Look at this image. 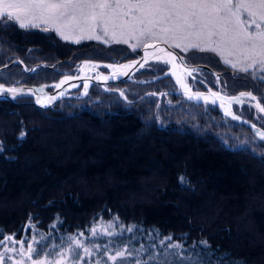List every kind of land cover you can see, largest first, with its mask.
I'll list each match as a JSON object with an SVG mask.
<instances>
[{"label":"trees","instance_id":"trees-1","mask_svg":"<svg viewBox=\"0 0 264 264\" xmlns=\"http://www.w3.org/2000/svg\"><path fill=\"white\" fill-rule=\"evenodd\" d=\"M0 42L21 54L45 51L44 60L50 51L69 50L50 32L15 22L0 23ZM65 56L56 57L61 62ZM166 68L152 62L133 78H151L149 72ZM11 69L0 72V82L12 84L16 77L29 82L37 75ZM55 75L49 71L51 79ZM250 81L264 90L256 79ZM116 86L141 94L157 91L161 83ZM95 102L107 106L64 112L57 105L40 110L0 100V239L19 240L25 233L27 242L38 235L35 247L42 254L70 234H87L100 220H117L134 226L124 232V244L148 264H264V155L231 148L219 134L213 136L220 144L211 132L180 129L171 114L159 126L146 118L143 104L122 102L110 92ZM254 142L264 148V142ZM169 243L182 247L170 249Z\"/></svg>","mask_w":264,"mask_h":264},{"label":"snow or ice","instance_id":"snow-or-ice-1","mask_svg":"<svg viewBox=\"0 0 264 264\" xmlns=\"http://www.w3.org/2000/svg\"><path fill=\"white\" fill-rule=\"evenodd\" d=\"M7 22H15L24 29L42 28L45 31H55L62 39L75 43L95 39L104 44H128L133 50L143 47L145 63L147 59H153L171 64L175 68L177 59L183 61V57H178L168 50L175 48L181 49L184 53L190 50L214 52L233 69L245 73L253 70V78H256L257 70L264 73V0H0V23ZM149 40L156 43H147ZM161 43L166 47H160ZM150 48L153 49L152 52L148 51ZM87 63L86 61L85 64ZM137 63L139 62L132 61L131 64L107 65V67L116 68L120 70V74L126 75L123 70ZM97 66L92 65V67ZM144 66L145 64H140V67ZM198 70V68L192 69V71ZM172 74L176 75L175 72ZM108 78L97 77L104 80ZM71 79L72 77L66 76L55 87L60 88ZM261 79L264 80V76ZM177 83H180L188 94L187 86L180 77H177ZM87 88L88 84L85 82V94ZM19 91L21 90L0 85V93H11L15 97ZM200 96L203 94H188L189 99ZM212 96H216V93H212ZM245 96L256 100L255 107L260 112H264V106L256 96L251 92L240 93V97ZM54 99L55 96L49 97L48 102ZM233 99L238 98L233 97ZM37 103L42 101L38 99ZM225 111L227 115H233L230 110ZM233 118L240 119L239 116L234 115ZM24 135L25 133H20L21 137ZM257 135L264 139V132H258ZM2 150L3 143L0 142V151ZM112 227V222H109L108 227H101L98 232L97 227L94 226L90 229V234L116 235L117 233L109 230ZM125 230L132 232L134 226L126 227ZM83 235V233L79 234V236ZM79 236H69L70 243L66 248L60 247L55 252V259H50L49 253L41 257L42 249L34 246L40 243L35 236L32 242L27 243L26 249L25 241H16L14 236H6L4 241L18 243L20 248H9L4 241H0V246L4 247V252H0V264H4L5 258L12 261V264H24L25 258L31 261V264H69L70 260L72 264H76V261L84 264L86 258L92 257L94 252H100L101 245L85 246ZM44 239L46 237H41V241ZM171 239L170 236L165 237L160 244L165 245V240L171 241ZM56 247L52 245L53 249ZM103 247L107 261L111 264H127L129 258L133 257L135 258L131 264H148L139 259V253L129 249L127 245L111 250L108 245ZM166 247L177 249L182 245L169 243ZM78 250H82L83 255H80ZM144 250V246L141 245L140 251ZM11 252H19L21 259L14 260L8 255ZM149 259L156 260V257L151 256ZM107 261L103 264H107ZM95 264H102V261L97 259Z\"/></svg>","mask_w":264,"mask_h":264},{"label":"rangeland","instance_id":"rangeland-1","mask_svg":"<svg viewBox=\"0 0 264 264\" xmlns=\"http://www.w3.org/2000/svg\"><path fill=\"white\" fill-rule=\"evenodd\" d=\"M38 31L51 33L52 36L56 39L57 43H64L67 44L69 50L67 53H57L50 51L51 57L45 58L44 60L43 55H41L45 51H41V54L35 53H27L26 51L24 53H20V50L17 49L14 45H11L10 43H4L0 42V61L6 59L7 62L13 61V68L11 69L17 72H23V70H26L29 74H38L41 72L43 68L41 67H31L28 63H25L26 65L21 66L19 65L20 60H22V57L30 58V62L35 61L36 63H43L48 65H58L63 66L68 69H72L74 67L79 68L78 75L79 76H93L99 72H106V69L109 68L107 65H123V64H130L132 61H135L139 57V50L142 47H138L135 50H133L128 44L124 43H110V44H104L102 41L98 40H82L80 43H75L71 40H64L62 39L55 31H45L42 28H35ZM156 42V41H147V43ZM177 52L183 57V61L188 65H194V69L198 68V71H194V74L187 75L182 68L180 67L178 62L176 63V67L173 68L170 67L169 64L164 63V65H167V68L164 70H161L162 72H157L152 74V72H149L148 76H137L135 79L133 78V81L131 83L138 84L141 86H144L145 84H149V82L161 83V87L157 91L152 89H146L144 93L149 95V101L152 103L151 106L144 105L145 109V116L147 119L152 120L154 118L156 120V123L160 126V124H163L164 120L171 114V117L173 119H179L181 123L179 125L181 128L187 127V129H190L194 131L197 134L204 135L205 133H212L218 135L220 141L226 144H229L231 148H237L241 152L246 153L248 155H264V148L259 150V148L256 147L254 139L258 140L254 137V133L245 126H231V127H221L220 123L218 121H211L207 119V116L204 113V108L207 103H209L211 100L214 99V97H210L207 99H202L201 97L196 98L193 97L192 99H189L188 101H191L194 105H190L189 103H184V101H180L175 96L176 93L186 95L188 97V94H194L202 92L204 89L200 82L203 83V85H207L211 89V94L216 93L218 94V98L222 97H228L232 94H234L239 88V86H243V90L251 91L252 93H257L260 96L264 97V90L257 91V86L250 81L253 78V70H250L249 72L245 73L242 71H239L237 69H233L230 65L225 64L223 58L219 56L218 54L214 52H199L197 50H190L187 53H184L181 51V49H175ZM53 55V56H52ZM55 55V56H54ZM66 55L63 61L59 62V59L56 56H63ZM88 62L85 64V62ZM156 62V61H153ZM152 63V62H151ZM98 65L97 67H92V65ZM150 64V63H148ZM147 64V65H148ZM83 66V68H81ZM110 69V68H109ZM114 69V68H112ZM206 73H205V72ZM175 72L176 75H173L172 73ZM24 73V72H23ZM188 73V72H187ZM154 75V76H152ZM197 76L196 78H193ZM264 76V73L259 72L258 70L255 72V77L257 81L261 83V85L264 87V80L261 79V77ZM177 77H180L182 82L187 86V93L186 89L181 87L180 83H177ZM219 77V79H217ZM194 79V80H193ZM195 85H198L200 89L195 90L193 86V82ZM10 81V80H9ZM161 81V82H160ZM5 84V83H4ZM119 84V83H117ZM111 84L109 86L113 87L117 85ZM9 85V84H6ZM141 86H137V88H140ZM153 87L156 85H152ZM82 88V85H81ZM108 88V87H107ZM104 91V90H103ZM103 91L96 85H91L89 87V90L86 96L81 97H75L72 100L74 101H66L65 99H59L55 101L51 106L57 105L56 109H62L64 112H70L72 110H76L77 108H81L82 106L86 107H93L94 104H97L94 108H105L107 104L105 103H96V100H99L100 93H103ZM196 91V92H195ZM106 92V91H105ZM158 94V95H156ZM161 94H167V95H161ZM105 94H102V98L105 97ZM117 96V95H114ZM204 96V95H203ZM205 97V96H204ZM98 98V99H97ZM119 100L122 102H127L128 100L124 97L117 96ZM184 98V97H182ZM32 98H28L29 101L24 102L28 103L30 102ZM221 99V98H220ZM221 99V100H222ZM107 101L110 102V100L107 99ZM95 102V103H93ZM158 105L160 107V112L154 111V106ZM50 106V107H51ZM49 107V108H50ZM165 111V112H163ZM8 123V122H7ZM5 126V125H4ZM214 137V136H213ZM215 138V137H214ZM215 140L220 144V142L215 138ZM261 141V140H260ZM264 142V140L262 141ZM222 145V144H221ZM223 146V145H222ZM225 147V146H224ZM261 163L264 165V158L260 160ZM109 222H112L113 227L110 228V231H113L117 233L113 236H106V235H97L92 236L90 234V229L94 226L97 227L98 232L100 231L101 227H108ZM87 234H84L83 236H79L81 232H78L74 235L69 236H79V239H81L85 246H92L93 244H100L101 249L100 252H94L92 257L86 258L84 261V264H95V261L97 259H100L102 261V264L104 261H107V254L104 253V245L109 246V250L115 249L117 247H123L124 245V238L122 236L125 234L124 232H127L125 229L126 227L121 226V224L117 220H109V221H99L97 224L93 225ZM68 236V238H69ZM32 238L27 242H25V249L27 247V243L32 242ZM36 240H39V236L35 235ZM15 240H18L17 237H15ZM70 243L69 239L67 241H64L62 244L58 245L55 249L49 247L44 253L41 254V257L45 253H49L50 259H55V252L60 249V247H67ZM4 244L9 248H16L19 249L20 245L13 244V242L5 241ZM35 246V245H34ZM129 249L132 250V248L128 245ZM80 251V255H83L82 250ZM0 252H4V247L0 246ZM8 255L12 256L14 260H20L21 257L19 255V252H11L8 253ZM34 259L37 257H33ZM132 259L129 258V261L127 264H131ZM4 264H12V261L5 258ZM24 264H31V261L24 259ZM69 264H72V261H69ZM76 264H80L79 261H76ZM107 264H111L110 261H107ZM173 264H178V261L173 262ZM184 264V263H183Z\"/></svg>","mask_w":264,"mask_h":264},{"label":"bare ground","instance_id":"bare-ground-1","mask_svg":"<svg viewBox=\"0 0 264 264\" xmlns=\"http://www.w3.org/2000/svg\"><path fill=\"white\" fill-rule=\"evenodd\" d=\"M28 55V54H27ZM29 57V55H28ZM25 63H28L31 67H41L43 68L41 70L40 73H38L37 75L31 76L29 77V82H21L22 79L16 77L15 80L12 81V85L18 86V85H30V86H39L41 84H47L50 83L54 80H56L57 78L61 77V76H71V75H78L79 72V68H72L71 70L63 67V66H58V65H48V64H43V63H36L35 61L30 62V58H26V57H22V60H20L19 65L24 66L26 65ZM119 65V64H117ZM13 66V61L11 62H0V72L3 70H5L8 67H12ZM118 69L114 68H107L106 72H116ZM49 71L55 73L56 75L51 79L49 76ZM24 74L26 75H31L29 74L26 70H23ZM39 75H44L46 80H40V81H34V80H38L37 76ZM134 75V74H133ZM133 75H132V79H133ZM94 76V75H93ZM85 77H91V76H85ZM43 78V76H42ZM254 79V78H252ZM124 82V81H123ZM131 82V81H129ZM1 84L3 82H0ZM121 83V82H119ZM117 84V83H116ZM111 85V84H110ZM108 85L107 87L109 88ZM195 90L200 89L198 85L194 86ZM240 89H238L234 94L228 96L229 98H231V109L228 107L226 99L222 97L218 98V94H216V96H212V94L207 93L204 91V89L202 90V93L204 96H200L202 99L205 100V98H210V97H214L213 100H211L209 103L206 104L205 108H204V113L207 116V119L211 120V121H218L220 123V126L223 127H231V126H245L242 123H239L235 120H233L230 115L226 114V109L228 108V110H230L233 115L235 116H239L243 121H246L258 128H260L261 130H264V112H260L256 107L255 104L257 103L256 100H252L250 97H240V93L241 92H251V91H246L243 90V86H239ZM110 93H112L113 95H117L119 97H124L126 98L128 101L126 103H133V104H143V105H148L151 106L152 103L148 100L147 97H149L148 94L142 92L141 94H139L138 92H136L133 89H130L128 87H119V86H113L110 87ZM52 89H47V91H51ZM103 91V89H101ZM121 92H123V95H121ZM196 92V91H195ZM252 93V92H251ZM66 94L72 96V97H65V98H61V99H73L75 97H78L79 95H82V88L81 85H78L77 87H75L72 90H69L66 92ZM254 96L257 97V100L261 103L262 106H264V97L260 96L257 93H252ZM162 96L167 95V94H161ZM82 96H86L85 94H83ZM177 97L178 100L180 101H184V103H189L190 105H194L191 101H188L189 98L186 95H182L179 93H176L175 95ZM166 97V96H165ZM184 97V98H182ZM233 97H237L238 99H233ZM29 97H19L13 100H9V99H0V100H4V101H8L10 103L13 104H25V105H29L32 106L36 109H47L44 108L42 106H38L35 105L31 102L28 103H24L29 101L28 99ZM167 98V97H166ZM31 101V100H30ZM42 101V100H41ZM160 107L158 105L154 106V111L156 112H160ZM165 112V111H163ZM247 127V126H245ZM248 128V127H247ZM254 137L256 138V136L254 135ZM259 140V139H258ZM260 141V140H259ZM262 141V140H261ZM226 144V143H224Z\"/></svg>","mask_w":264,"mask_h":264},{"label":"water","instance_id":"water-1","mask_svg":"<svg viewBox=\"0 0 264 264\" xmlns=\"http://www.w3.org/2000/svg\"><path fill=\"white\" fill-rule=\"evenodd\" d=\"M156 42H151L150 44H155ZM160 47H166L165 45H163L162 43L159 45ZM169 51H172L174 55L181 57V55L177 52V50H174L173 48L168 49ZM149 52H152L153 49H148ZM145 50L142 47L139 50V57L135 60L138 61L139 63L135 64L133 67L129 68V69H125L123 71H125L127 74H120V70H117L116 72H99L97 74H95L94 76L91 77H85V76H79V75H71V76H67V77H72L71 80H68L66 83H64L60 88L55 87L56 84H59L62 80L65 79L66 76H61L59 78H57L56 80L47 83V84H41L39 86H30V85H6L4 83H0V85H3L5 88H16V89H20L21 91L17 92L15 97H13V95L11 93H0V99H9V100H13L19 97H29L32 98L31 99V103L38 105V106H42L44 108H49L55 101L61 99V98H65V97H72L68 94H66L67 91L74 89L75 87H77L78 85H82V93L85 94V89H84V84L85 82H87L88 84V88H87V92L89 90V87L91 85H96L98 86L100 89H103L106 92H110L111 89L107 88L108 85L110 84H115V83H119V82H123V81H133V79L131 78L132 75L141 70L142 68H144L148 63H151L153 61V59H147V62L145 63ZM176 62L179 63L180 67L182 68V70L189 75V72H191L192 76L194 74V71H192V69H194V65H188L186 64L184 61H181L180 59H177ZM131 64V63H130ZM140 64H145L144 67H140ZM170 67H172L171 64H169ZM188 72V73H187ZM115 74V75H114ZM190 76V75H189ZM97 77H109L107 80L104 79H97ZM193 78L197 79V76L194 75ZM194 80V79H193ZM202 87L204 88V91L207 93L211 94V89L207 86V85H203L202 82H200ZM75 85V86H73ZM47 89H52L51 91H47ZM82 94V95H83ZM82 95H79L78 97H81ZM158 95V94H156ZM55 96L56 99L52 100L50 103L48 102V98L49 97H53ZM122 98V97H121ZM42 100V103H37V100ZM226 102L228 107L231 109V98L229 97H225ZM14 101V100H13ZM228 109V108H227ZM235 116V115H234ZM230 117L239 122L244 124L245 126H247L256 136L257 139L259 140H264L261 139L259 135H257L258 132H264V130H261L260 128L246 122L243 121L241 118L239 120L234 119L233 115H230ZM24 234L22 235V237L17 240V241H21L24 237ZM6 236H12V235H5ZM4 237L0 239V241H4ZM5 242V241H4ZM12 242V241H11Z\"/></svg>","mask_w":264,"mask_h":264},{"label":"flooded vegetation","instance_id":"flooded-vegetation-1","mask_svg":"<svg viewBox=\"0 0 264 264\" xmlns=\"http://www.w3.org/2000/svg\"><path fill=\"white\" fill-rule=\"evenodd\" d=\"M193 86H195V85H193Z\"/></svg>","mask_w":264,"mask_h":264}]
</instances>
